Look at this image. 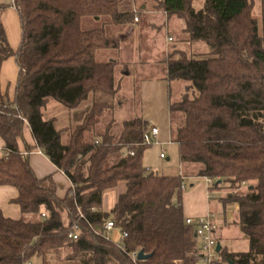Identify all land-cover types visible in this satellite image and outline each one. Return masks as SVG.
<instances>
[{"label": "trees", "instance_id": "obj_1", "mask_svg": "<svg viewBox=\"0 0 264 264\" xmlns=\"http://www.w3.org/2000/svg\"><path fill=\"white\" fill-rule=\"evenodd\" d=\"M124 4L13 0L22 29L17 51L0 21V68L12 55L20 68L14 98L0 89L5 143L0 185L18 190L13 201L21 210L17 219L0 210V264H24L33 257L49 264L52 255L65 264H204L195 225L184 214L186 174L162 175L142 163L150 121L126 120L119 135L111 123L97 131L112 104L95 96L116 93L117 62L98 61L96 53L119 48L126 39L122 32L110 35L108 26H134L139 20L140 11ZM154 7L183 21L189 43L204 42L210 49L202 55L175 48L161 62L169 81L188 84L182 98L169 105L180 161L195 164L196 176L214 179L210 192L229 190L220 200L237 205V224L249 241L247 251L223 246L218 264H264V0L261 28L254 0H205L200 9L194 0H157ZM87 16L102 25L84 29ZM50 100L70 110L90 100L66 142L56 118L45 117ZM26 123L36 146L70 180L64 197L57 194L53 174L39 178L32 170L34 147L26 145L27 154L19 150ZM120 184L125 190L104 211V192ZM244 185L246 193L240 191ZM107 221L121 230V243L106 234ZM141 249L152 255L134 260L132 254Z\"/></svg>", "mask_w": 264, "mask_h": 264}, {"label": "crops", "instance_id": "obj_2", "mask_svg": "<svg viewBox=\"0 0 264 264\" xmlns=\"http://www.w3.org/2000/svg\"><path fill=\"white\" fill-rule=\"evenodd\" d=\"M156 1L157 0H125L128 7L140 11L138 23L141 21L142 15L145 16L146 23L139 31L138 36H143L147 41L146 44L153 47L155 52H158V50H165L166 55L175 48L186 50V46L193 45L187 41V36L183 33V21L176 16H167L162 10L156 9L154 7ZM0 3L5 4L2 2ZM5 5V7L0 8V21L4 27L10 47L12 50L17 51L22 39L20 17L17 8L13 5V1L10 5ZM158 30H164L163 32L166 35L165 40L159 35ZM137 34L138 29H136L135 26H125V30L122 32V35L126 37L125 41H127L130 36ZM19 74L20 68L14 55L3 61L0 68V89L2 94L7 95L9 99H13L15 96ZM174 82L166 78V68H164L162 71H157L156 75L143 83L144 112L140 116L149 120L151 125L159 127L160 132L157 136V144L160 146L169 141L174 142L169 105L170 101H178L182 98L185 94V90L183 93L182 89L185 85L186 87L188 85L186 82L177 81L175 85L181 82L182 86L180 84L178 88L175 87L173 90L172 86L174 87ZM90 107L91 103L86 101L79 107L70 110L60 103L50 100L46 105L45 117L56 118L57 127L64 130L62 139L66 142L69 135L68 130L71 128L73 129L82 122L85 113ZM18 145L19 150L23 154L26 152V145L34 147L33 151L29 154L32 170L39 178L53 174L56 182L57 194L60 197H64L70 190L72 184L68 177L54 165L38 146H36V142L27 123L24 126V137L18 141ZM4 155L5 143L0 136V158ZM181 164L183 170L180 173H185L186 176L189 175L192 181L194 180L195 182L191 183L192 188L183 194V209L185 216L197 218L213 212L217 225L215 237L217 241H220L222 247L224 246L233 252L247 251L249 249V241L240 231L237 224V205L231 204V206H226L221 200H212V198L215 197L214 194L212 198L210 197L208 189L209 184L206 182L205 177L196 176L192 173L187 174L186 171H184V167H186L187 164ZM124 190V184H120L114 189L105 191L102 203L103 210L109 211L117 202L120 193ZM17 196L18 190L15 187L0 185V210L5 216L15 219L21 216L19 205L13 201ZM31 262L32 264H36L32 260ZM37 264L43 263L41 261Z\"/></svg>", "mask_w": 264, "mask_h": 264}, {"label": "rangeland", "instance_id": "obj_3", "mask_svg": "<svg viewBox=\"0 0 264 264\" xmlns=\"http://www.w3.org/2000/svg\"><path fill=\"white\" fill-rule=\"evenodd\" d=\"M13 0H0V2L10 5ZM205 0H194V7L200 9ZM261 0H254V9L253 14L258 19L259 26H262L261 18V9H260ZM126 4V2H125ZM127 8L128 6H125ZM146 23L145 16L142 15L141 21L134 24L136 29H138V34L130 36L127 41L122 42L121 46L116 49H102L97 51L96 59L98 61H109L116 60L117 64L115 65V84H116V93L114 95H107L104 93H98L95 98L97 101H109L112 105L104 113L101 121L97 127V131L105 130L108 123L112 124V132L116 135H119L123 122L130 120L137 116L143 114V105H144V90L143 83L146 80H149L151 77L156 75L157 71H162L165 65L161 62L162 58L166 55L165 50H158L155 52L153 47L146 44V39L138 36L139 31L143 28ZM102 25V20L94 19V17L87 16L83 18L82 27L84 29H91ZM110 35L119 34V32H124L125 27H118L110 25L107 28ZM164 30H158L159 35L166 39V35L163 32ZM185 49L191 54H206L209 52V46L204 42L194 43L193 45H188ZM127 62V64H126ZM174 82V81H172ZM177 82V81H176ZM172 86L173 90L178 88L182 83ZM183 93L185 90H188L186 85L182 89ZM90 103V100H88ZM178 115V114H177ZM163 152L165 157L161 158L160 153ZM142 163L147 170L157 171L162 175H175L180 174L183 170V166L180 161L179 148L178 145L174 142H167L166 144L160 146L159 144L153 142L144 149L142 156ZM186 173H192L194 175L196 171L195 164H187L184 167ZM184 190L183 194L189 191L191 187L192 178L186 176L184 178ZM195 183V182H194ZM240 191L242 193L248 192L247 185H244ZM229 190L227 188L222 191L214 192L213 199L220 200L222 196H226ZM228 206H231L228 205ZM108 237L115 244L121 243V230L118 227H114L111 230L106 231ZM198 244L201 247L202 242L198 239ZM222 245V244H221ZM42 259L38 257H33L32 261L34 263H40ZM49 264H65L64 261H58L55 255L49 257Z\"/></svg>", "mask_w": 264, "mask_h": 264}, {"label": "built area", "instance_id": "obj_4", "mask_svg": "<svg viewBox=\"0 0 264 264\" xmlns=\"http://www.w3.org/2000/svg\"><path fill=\"white\" fill-rule=\"evenodd\" d=\"M135 20H138V17H135ZM160 132V129L156 125H152L150 130L148 132H145L143 140L144 143L151 144L153 142L158 143L157 136ZM133 153V152H132ZM27 154V152H25ZM165 155L164 153H161V157L163 158ZM206 182L211 185L214 183V179L212 178H205ZM213 192L209 191L210 197H213ZM43 216H45V213H43ZM186 222L189 224L195 225V233L199 240H201L202 245V251L205 254L204 257V264H218L219 257L218 252L216 251V245H217V239L215 237V231L217 229V225L215 223L214 219V213H208L205 216H199L197 218L194 217H187ZM77 229V225L74 227ZM114 228L113 221H107L104 224V229L106 231L111 230ZM70 236L73 239L78 238V234L75 231H71ZM138 251L134 252L132 254V257L134 260L137 258ZM24 264H32L31 261H27Z\"/></svg>", "mask_w": 264, "mask_h": 264}, {"label": "water", "instance_id": "obj_5", "mask_svg": "<svg viewBox=\"0 0 264 264\" xmlns=\"http://www.w3.org/2000/svg\"><path fill=\"white\" fill-rule=\"evenodd\" d=\"M195 236H197L196 233H195ZM221 249H222V245H221L220 241H218L217 245H216V251L219 252ZM151 255H152L151 253L150 254L146 253L143 249H141L138 251L137 258L139 260H145V259L149 258Z\"/></svg>", "mask_w": 264, "mask_h": 264}]
</instances>
